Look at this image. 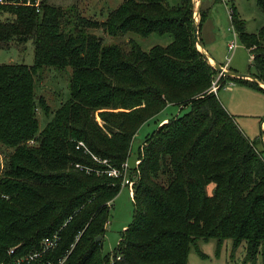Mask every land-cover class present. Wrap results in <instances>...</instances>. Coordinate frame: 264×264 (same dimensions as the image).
<instances>
[{
	"label": "trees",
	"instance_id": "obj_1",
	"mask_svg": "<svg viewBox=\"0 0 264 264\" xmlns=\"http://www.w3.org/2000/svg\"><path fill=\"white\" fill-rule=\"evenodd\" d=\"M256 3L264 11V0ZM194 15L192 0H122L103 20L76 3L0 4V48H33L32 64L0 63V264H189L190 247L209 238L218 248L231 239L233 253L244 241V263L264 264V120L249 138L210 91L217 70L197 48ZM230 23L255 72L252 80L222 75L219 90L233 80L264 90V30L248 33L234 4ZM98 28L171 41L143 50L129 39L123 47L104 43ZM50 69L69 72L55 109L37 90ZM167 105L185 111L161 119L139 146L128 177L132 221L104 254L122 188V175L107 170H122L134 135ZM54 234L56 245L39 261L21 260Z\"/></svg>",
	"mask_w": 264,
	"mask_h": 264
},
{
	"label": "rangeland",
	"instance_id": "obj_2",
	"mask_svg": "<svg viewBox=\"0 0 264 264\" xmlns=\"http://www.w3.org/2000/svg\"><path fill=\"white\" fill-rule=\"evenodd\" d=\"M122 0H49V2L59 5H69L76 3L79 12L87 17L103 20L109 10L115 8ZM194 4V14L197 24L200 14L196 0H192ZM202 3V12L204 18L201 22L200 32L197 36L201 39L197 48L204 54L206 52L214 58L220 67L228 62L226 71L238 72L249 75L255 72L252 66V57L249 50L241 43L236 36L230 23V7L234 4L239 17L245 23V30L248 33H258L264 30V11L259 8L256 0H197ZM169 4L174 5L178 0H168ZM94 33L100 35L104 43H118L123 47L129 39L135 40L143 50H148L153 45H167L171 41V36L159 35L151 33L147 36H141L133 33H125L123 35L111 36L103 32L101 28L93 29ZM234 43L233 48H229V44ZM207 55V54H206ZM208 56V55H207ZM209 57V56H208ZM208 62L215 65V62L209 57ZM3 62H22L32 64L33 48L30 41L26 43L10 42L0 48V63ZM223 65V66H222ZM232 69L233 71L229 70ZM70 72V68L67 69ZM68 71L45 70L37 82L38 92L44 96L51 109H55L61 100L65 99L67 91ZM216 71L213 80L219 75ZM225 75V74H224ZM235 77V76H234ZM245 79L252 80L251 78ZM239 78V77H238ZM262 86V85H260ZM217 94L219 100L225 107L234 114L238 126L246 135L253 139L260 134V123L264 119V90L250 86L244 82H237L227 85L225 88H218ZM181 111L178 106L167 105L156 117L148 120L141 125L137 133L134 135L130 154L127 158L128 172L127 177L134 175L130 169L136 167L137 152L145 137L150 134L163 117L171 118ZM38 118L40 120V128L46 123L45 117L38 110ZM136 169V168H135ZM132 173V174H131ZM131 179V178H130ZM134 182V179H131ZM213 184L207 186L210 193ZM130 189L127 185L122 188L114 198L109 210L108 221L102 240L101 251L111 253L116 247L120 232L123 231L132 221L133 203ZM245 242L234 251L232 250L231 239H225L223 244L218 248L217 240L209 238L207 240L199 239L195 246H191L188 252L189 264H253L251 262L244 263ZM254 264H261L260 258Z\"/></svg>",
	"mask_w": 264,
	"mask_h": 264
},
{
	"label": "built area",
	"instance_id": "obj_3",
	"mask_svg": "<svg viewBox=\"0 0 264 264\" xmlns=\"http://www.w3.org/2000/svg\"><path fill=\"white\" fill-rule=\"evenodd\" d=\"M21 0H19L18 2H20ZM16 1H11V0H0V4H14V3H18ZM28 4V3H27ZM37 4V1H36ZM234 47V43H230L229 44V48H233ZM223 66V65H222ZM226 69H228V62H226L224 64V67H222V71H226ZM222 71H219V75L217 76V78L215 80H212L211 82V86H210V91L217 93V90L220 86L219 84V79L222 75H224V73ZM233 82H229L227 84H225L223 87L225 88L227 85H231ZM105 162V160H104ZM3 163V155L0 153V165H2ZM139 163V160H136V164ZM127 171H128V166H127V162H124L122 165V170H118L116 168H110L107 170V174L110 176H114V177H118L119 175H122V185H127L130 189V193L132 196V186H133V182L131 179H129L127 177ZM58 240V236L56 234H54L52 237H47L44 238L42 241V244L40 246L39 250H35V251H31L29 253H27L25 256H23L21 258V260H26L27 262H33V261H39L42 257V255L49 251L51 248H53ZM12 252V249L9 251ZM119 259V256L117 257ZM62 260L59 261L58 264H62ZM49 263V262H48ZM51 264V263H49Z\"/></svg>",
	"mask_w": 264,
	"mask_h": 264
},
{
	"label": "water",
	"instance_id": "obj_4",
	"mask_svg": "<svg viewBox=\"0 0 264 264\" xmlns=\"http://www.w3.org/2000/svg\"><path fill=\"white\" fill-rule=\"evenodd\" d=\"M195 16V15H194ZM197 30H198V26H197V21H196V16H195V18H194V31H195V36H196V39H197V44L199 45V42H198V37H197ZM204 55H205V58L207 59V61L208 60H210L209 59V57L204 53ZM214 67H215V69L217 70V71H222V67H220V65H218V64H216L215 63V65H214ZM224 74H229V72L228 71H222ZM230 74H232L233 76H235V77H239V78H244L245 76H248L249 78H251V79H253L251 76H249V75H246V74H241V73H238V72H231ZM263 87V86H262ZM264 88V87H263ZM264 120V119H263ZM98 239H100V236H97L96 237V240H98Z\"/></svg>",
	"mask_w": 264,
	"mask_h": 264
},
{
	"label": "crops",
	"instance_id": "obj_5",
	"mask_svg": "<svg viewBox=\"0 0 264 264\" xmlns=\"http://www.w3.org/2000/svg\"><path fill=\"white\" fill-rule=\"evenodd\" d=\"M196 3H197V5H198V9L197 10H199V9H201L202 8V3L201 2H198L197 0H196ZM195 4V3H194ZM205 52H206V54L212 59V61H214L216 64H217V62L214 60V58H212V56H210L208 53H207V51L204 49V48H202ZM251 57H252V55H251ZM219 64V63H218ZM229 66V65H228ZM229 68V67H228ZM229 70H231V71H233L232 69H229ZM248 78V77H247ZM260 85H262L263 87H264V84H260ZM217 94H219V93H217ZM223 104V103H222ZM224 105V104H223ZM224 107H225V105H224ZM226 108V107H225ZM226 110L228 111V109L226 108ZM230 114H232L230 111H228ZM232 115H234V114H232ZM167 119H166V117H163L162 118V120L160 121V123H162V122H165ZM262 126H263V120L261 121V123H260V132H261V128H262ZM244 132V131H243ZM245 133V132H244ZM246 134V133H245Z\"/></svg>",
	"mask_w": 264,
	"mask_h": 264
}]
</instances>
